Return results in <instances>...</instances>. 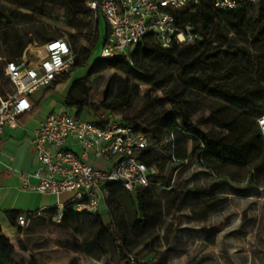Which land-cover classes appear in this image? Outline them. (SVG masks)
Instances as JSON below:
<instances>
[{
	"label": "trees",
	"instance_id": "1",
	"mask_svg": "<svg viewBox=\"0 0 264 264\" xmlns=\"http://www.w3.org/2000/svg\"><path fill=\"white\" fill-rule=\"evenodd\" d=\"M5 1L31 13L27 16L19 10H11L10 15H7L0 7L1 57L7 61L18 60L30 44H42L60 38L49 34L52 28L37 24L32 15L48 14L53 20L63 18L68 27L75 29L76 32L71 34V38L76 42L78 30L87 24L81 17L92 12L86 6V0ZM54 7L63 8L64 14H59ZM174 16L180 28L188 27L196 36L193 42L173 43L169 47H162L152 36L146 35L131 50L129 57L120 54L102 57L93 56V52L98 45L103 47L108 26L104 18L97 13L92 23L94 37L92 46L82 47L81 50L71 46L75 54L73 65L68 72L45 88L53 89L64 82L71 71L86 66L87 73L69 85L61 105L63 108L73 110L75 116L85 117L93 122H99L101 115L105 113L123 112L132 101L125 82H119L116 94L111 100L102 103L101 107L89 108L82 98V93L87 90L89 75L102 68L116 69L154 90H161L167 99L176 97L180 102L188 104L193 93H200L209 97L213 103L209 110L215 126L209 129L202 128L201 122L191 120L185 112H178L174 107L158 114L148 125L128 122L119 116L123 123L146 133L149 142L147 147L140 151L138 158L147 166L156 167L158 173L151 175L148 186H140L133 191H127L119 182L111 181L105 185L108 193L104 204L110 221L104 227L118 256V262L127 257L123 248L125 228L135 236H140L158 227L162 222L163 209L161 204L154 200L153 189L159 188L173 193L169 200L173 209L178 207L186 194L202 201L199 206L194 205L199 208L200 214L217 210L225 203V200L214 197L220 191L222 184L229 183V180L225 177L219 178L210 170L204 161V156L211 155L235 165L246 164L248 142L239 136L226 133L224 128L240 114L253 116L255 121L256 117L264 113V0L241 3L232 10L217 9L213 7L212 0H190L188 5L177 10ZM21 20L30 27L20 32L18 27ZM235 36L248 43V48L255 53L254 58L249 57L248 52L242 48L240 51L233 50L231 41ZM80 57L83 58L81 62H79ZM2 62L4 64V61ZM245 63L250 67L246 68ZM249 77L253 78L249 79ZM5 82L10 85L2 65L0 66L2 95L8 92L4 88ZM35 109L36 105L30 112ZM256 134L260 140L257 129ZM182 139L192 141L188 154H184L180 149ZM160 158H164L169 164L166 169L160 163ZM185 159L191 161L196 169L205 172L215 182L207 188L194 189L188 182L185 189L178 190V182L176 179V182H173L172 178L175 171L178 174L180 170L189 167L184 165ZM252 189L258 191L257 180L254 173L249 172L242 188L237 190L245 192L244 195H250ZM210 199L214 200L209 204L207 201ZM122 208L127 212L130 221L125 220L126 216ZM32 213L34 212L25 214L31 218L30 224L38 216L32 217ZM82 213L90 212H78L70 205H65L59 220L53 223L78 240ZM19 214L21 213L17 210L7 212L12 225H17L16 217ZM30 224L26 228L19 226L18 232L28 229ZM207 238L212 243V238L209 236ZM62 245L76 252L82 250L81 244L62 242ZM153 252L150 248L147 254ZM13 253V244L0 229V264H18L12 259ZM135 262L142 264L139 260Z\"/></svg>",
	"mask_w": 264,
	"mask_h": 264
},
{
	"label": "rangeland",
	"instance_id": "2",
	"mask_svg": "<svg viewBox=\"0 0 264 264\" xmlns=\"http://www.w3.org/2000/svg\"><path fill=\"white\" fill-rule=\"evenodd\" d=\"M0 7L7 15H10L11 10H19L27 16L31 14L28 10L18 9L13 3L5 0H0ZM54 9L59 14H64L63 8L54 7ZM32 18L37 24L51 27L49 34L52 36L66 37L71 46L77 50H81L82 47L89 48L94 43L92 23L95 16L92 12L81 17L87 24L78 30L76 42L71 38V34L76 32L75 29L68 27L63 18L53 20L48 14L32 15ZM22 21L19 22L18 27L20 32L30 27ZM231 43L233 50L240 51L242 48L248 52L249 57L254 58L255 53L248 48L246 41L235 36ZM101 49L102 46L98 45L93 56H100ZM1 53L0 48V57ZM82 60L83 58L80 57L79 62ZM2 65L3 62L0 61V66ZM245 66L250 67L248 63H245ZM86 73V66L78 67L69 73L64 82L53 89L41 88L35 91L33 96L39 98L38 107L45 106L53 99L58 100L59 92ZM251 78L253 77H249ZM89 81L87 90L82 93V98L89 108L101 107L102 103L111 100L116 94L117 84L125 82L132 101L123 112L115 113L125 121L148 125L158 114L174 107L178 112H185L191 120L201 122L204 129L215 126L209 110L213 103L204 94L193 93L190 103L184 104L176 97L167 99L161 90H154L147 84L112 68L98 69L89 75ZM4 88L8 92L12 91L7 82ZM64 111L74 113L68 108H64ZM36 114L39 115V112ZM36 114L34 113L33 116ZM224 131L248 142L246 147L248 161L244 165L231 164L211 155L204 156V161L210 170L219 178L225 177L229 180V183L222 184L220 191L214 197L225 200V203L217 210L200 214L199 208L194 205L199 206L202 201L186 194L178 207L173 209L169 202L173 193L159 188L153 189L154 200L161 204L163 209L162 222L158 227L140 236H135L128 228L124 229L123 248L127 256L126 264L131 258L135 261L141 259L150 248L157 254L150 264H264V154L262 144L257 138L254 117L240 114L224 128ZM191 145L190 139H182L180 149L184 154H188ZM159 161L165 169L168 167L169 164L164 158H160ZM249 172H253L256 177L258 191L252 189V194L244 195L245 192L238 191L237 188H242ZM175 176L178 190L185 189L188 182L193 185V189L207 188L215 182L205 172L193 166L180 170ZM212 200L214 199L207 202L210 204ZM101 206L105 210L104 202ZM122 209L126 216L125 220L130 221L127 212ZM98 211L96 218L92 219L94 224L107 221L105 214L101 216ZM84 222L80 240H75L70 233L59 229L52 220L36 228L30 225L28 229L21 231V237L17 236L13 240L17 263H28L26 261L29 258L28 254H32L38 262L41 263L43 260L46 264H68L74 261V258L78 259L76 261L78 264H90V261L81 254H116L105 229L100 225L94 230L86 220ZM207 235L212 238V243L208 241ZM62 242L81 244L82 250L76 252L64 247ZM163 254H168L170 257L163 260Z\"/></svg>",
	"mask_w": 264,
	"mask_h": 264
},
{
	"label": "built area",
	"instance_id": "3",
	"mask_svg": "<svg viewBox=\"0 0 264 264\" xmlns=\"http://www.w3.org/2000/svg\"><path fill=\"white\" fill-rule=\"evenodd\" d=\"M256 0H212L213 7L232 10L241 3ZM86 6L99 13L108 30L100 56H130L131 50L146 35L162 47L173 43H190L195 39L189 28L178 26L174 13L188 5L190 0H86ZM75 54L69 40L60 37L42 44H30L16 61H4L3 71L12 92L0 94V133L5 128H16L20 116L32 109L29 96L50 86L68 72ZM256 129L264 151V113L255 118ZM146 133L123 123L119 116L105 113L99 122L65 112H49L32 129L30 144L37 159L31 174L36 183L26 178L22 188L58 197L70 192V198L59 205H70L78 212H97L107 195V182H119L127 191L150 184L156 167L147 166L138 158L148 145ZM72 141L79 148H67ZM98 162L106 163L98 167ZM184 165L192 168L187 159ZM177 171L172 181H175ZM32 213V217L39 215ZM61 212L56 221L59 220ZM31 218L25 214L16 217L18 226L26 228ZM128 264H136L133 258Z\"/></svg>",
	"mask_w": 264,
	"mask_h": 264
},
{
	"label": "crops",
	"instance_id": "4",
	"mask_svg": "<svg viewBox=\"0 0 264 264\" xmlns=\"http://www.w3.org/2000/svg\"><path fill=\"white\" fill-rule=\"evenodd\" d=\"M103 26V24H102ZM70 84H68L61 92H59L58 100H51L45 106L38 107L39 98H35L32 95L29 96V100L32 107L36 105V109L31 113L28 112L19 118V124L16 128H5L0 133V229L1 233L9 239L10 243L14 246V253L12 259L17 263L15 259V244L13 240L15 237H21V233L18 232L19 226L12 225L7 217V212L11 210H17L21 214L30 212H40L39 215L31 222V227L43 226L45 222L50 220L56 221L58 214L64 209V204L71 196L70 192H62L58 197L50 193H41L34 190H25L22 188L23 181L27 178L30 183H36V179L32 177V173L35 171L38 163L36 156L32 150L30 144V138L32 129L39 123L40 120L49 112H63L64 108L61 105L63 98L66 95ZM41 109V111H39ZM32 110V109H31ZM39 112V115L36 114ZM65 112V111H64ZM36 116H33V114ZM67 148L73 152H79V148L72 141H68ZM98 167H103L106 163L98 162ZM102 205V203H101ZM100 205L99 215L107 217V221L93 222V218H96V214L82 213V225L80 228L78 239L80 240V233L84 228V220L87 221L91 229L103 227L109 223L110 217L105 206ZM105 205V204H104ZM53 216H52V215ZM109 218V219H108ZM90 229V228H89ZM107 237L109 236L105 230ZM112 244V243H111ZM29 255L28 263L25 264H46L38 262V260L32 255ZM85 256L90 264H126L125 259L118 262L117 254H81ZM126 256V254H124ZM77 257V256H74ZM73 257V258H74ZM157 257L155 252L150 254H143L141 259H138L142 264H150L152 260ZM170 257L168 254H163V260H167ZM78 259L74 258V261H70L68 264L76 263ZM127 262V261H126ZM23 264V263H19ZM65 264V263H62ZM67 264V263H66ZM140 264V263H138Z\"/></svg>",
	"mask_w": 264,
	"mask_h": 264
}]
</instances>
